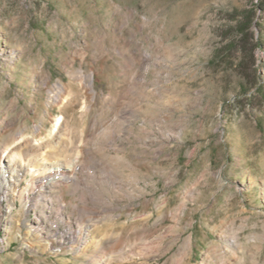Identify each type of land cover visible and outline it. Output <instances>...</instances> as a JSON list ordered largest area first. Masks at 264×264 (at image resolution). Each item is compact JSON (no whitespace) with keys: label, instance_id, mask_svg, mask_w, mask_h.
<instances>
[{"label":"rangeland","instance_id":"374dc122","mask_svg":"<svg viewBox=\"0 0 264 264\" xmlns=\"http://www.w3.org/2000/svg\"><path fill=\"white\" fill-rule=\"evenodd\" d=\"M261 40L264 0H0V264H264Z\"/></svg>","mask_w":264,"mask_h":264},{"label":"trees","instance_id":"16d2710c","mask_svg":"<svg viewBox=\"0 0 264 264\" xmlns=\"http://www.w3.org/2000/svg\"><path fill=\"white\" fill-rule=\"evenodd\" d=\"M253 10L252 9H241L239 11L240 18L237 20L234 28V33L230 40L225 43L224 48H226L227 52H231L232 50H242L246 52L249 57H253L251 47H248L249 35H250V27L253 24ZM263 41L255 42L263 45Z\"/></svg>","mask_w":264,"mask_h":264},{"label":"bare ground","instance_id":"6f19581e","mask_svg":"<svg viewBox=\"0 0 264 264\" xmlns=\"http://www.w3.org/2000/svg\"><path fill=\"white\" fill-rule=\"evenodd\" d=\"M91 84V83H90ZM59 123H57V125H58ZM32 148V147H31ZM9 150V149H8ZM13 150V149H12ZM11 152L10 151H8L6 154H5V161L7 162V167L8 168H10L11 169V171L13 172V174L15 175V176H18V175H20V173L21 172H19V170L20 171H22V165L15 159V157H16V154H10ZM13 163V164H12ZM12 166H13V168H12ZM51 170H49V172L50 171H53V169L54 170H57V171H59V167H52V168H50ZM42 180V184H41V187L40 188H42L43 187V185H44V178L43 177H40V181ZM66 237H68V238H71V239H73V240H78V238H75V236H74V234H72L71 232H67L66 233ZM95 258V257H94ZM96 259H97V262L98 263H95V264H99V260H100V256H99V254L96 256Z\"/></svg>","mask_w":264,"mask_h":264}]
</instances>
